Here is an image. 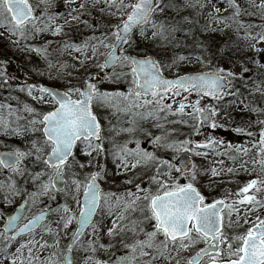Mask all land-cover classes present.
<instances>
[{
	"label": "rangeland",
	"instance_id": "374dc122",
	"mask_svg": "<svg viewBox=\"0 0 264 264\" xmlns=\"http://www.w3.org/2000/svg\"><path fill=\"white\" fill-rule=\"evenodd\" d=\"M29 2L35 14L45 23H49L42 15L45 11L48 14H58L55 20L50 22L51 26L63 25L64 30L60 35H53L51 31L37 33L29 39L21 41L18 45H14L11 40L18 39V37L10 39L8 32L0 27V33H2L0 35V68L5 69L7 73L5 77H0V104L11 105L12 112L9 115L8 109H0V115L10 122L11 127L18 125L23 128L30 119L36 118L38 113H46L56 106L54 101H50L45 94V100L40 101L39 96L41 93L36 88H32V95H29L28 91L31 84L36 85L37 88L49 86L65 92L70 87L82 88L84 80L91 76L93 77L91 82L97 85L100 92L124 93L127 95L128 89L132 86L131 77L121 75L119 79H115L114 74L128 73L130 72L129 68H121L117 65L108 76H103V69L96 66L97 64H103V58L109 51L108 49L98 46L99 53L94 58L91 57L90 49H85L83 53L64 49L65 43L83 45L93 36L101 37L102 33L109 30V25L119 22L118 15L112 16L109 14L114 12L115 9L108 8L104 0H99L98 3H93V0H75V3L71 5H67L65 0H54V4L50 9L47 8L43 0H29ZM81 4L85 5L83 9L79 7ZM188 6L189 0H180L179 7L181 9H186ZM161 7H164V0H162ZM72 9H79V12H74L73 15H79L80 22L72 21L70 24H65V19H70L67 14ZM159 12L161 10L157 9L154 14L157 15ZM247 14L252 18L259 15L254 8L248 10ZM83 21L88 22L87 26L82 23ZM256 21L257 24L254 28H246L241 33L239 39L241 47L252 50L251 45L255 44L256 49H264V42L257 43L252 39V37L264 33V17ZM149 28V25L145 26L144 35L140 34L139 29L133 34L135 44L128 49L132 55L145 57L146 44L153 34ZM125 48H127V45H125ZM34 49H46L47 51L37 52ZM253 51L258 53L254 49ZM86 55L89 57L88 59H85ZM161 71L165 77H176L208 70L199 61L188 59L173 65L165 63L164 67H161ZM224 74L227 75V73ZM5 79L7 80L6 84L4 83ZM228 79L231 83L226 93H236L237 86L231 77ZM245 90L247 92L242 95H237V93L236 95L224 94L222 99L217 100L212 97L194 96L192 92H185L182 89H173L161 101V105L172 106L170 111L167 108L160 111V106L154 104L144 105V99L151 100V96L139 98L137 102L141 106L137 108H130L128 101L122 97H114L109 101L99 99L93 101V112L102 128L105 151L99 154L93 152L91 156H88L85 154L84 145L78 142L74 150V158L69 159L70 167L66 169V172L75 173L76 177L83 181L90 173L100 171L99 166L103 165V178L97 182L101 185L103 193L115 194L109 201V205L113 206V214L109 215L107 212L105 214L106 218L95 221L99 229L95 253L90 250L88 244L93 239L92 228L90 227L73 247L72 260L74 264H86V257L89 256L92 259L87 260V264H95L98 259L107 261L109 264H117L121 257L128 254L129 250L120 242V236L113 238L107 235V229L112 226V221L116 219V214L119 211L115 207L116 197H127L129 191H136L137 184L142 188L155 192L159 188V184L153 183L151 178L156 176L160 182H164L169 178L168 174L164 178L157 177L156 173L157 168L161 165L160 161L167 160L176 165L179 155L188 152L191 160L189 174L182 175L175 171L170 173L168 171L167 173L173 177L172 182L185 184L190 180L194 165L196 170L194 186L205 198L217 197L218 188L224 184L228 187L234 184L232 181H228L231 183H223L222 180H236L237 178L233 179L235 175L238 178L242 176V172L245 170L242 162L235 164L233 174L229 178L225 176L228 173L227 170L233 169L234 165L230 152L234 151V155L241 159L244 156H249L248 150L256 140L254 138L255 134H260L264 128V124L259 123V121L264 120V86L259 85L255 88H245ZM177 91L180 93L179 95L174 94ZM33 97H36V99H33ZM185 97H187L186 100ZM259 98L262 101L260 109L256 104ZM198 99L200 100V107L216 108L217 115L213 117L217 124L215 128L211 126L204 128L194 117L189 116L188 113L192 112L191 107H186L183 113L179 111L181 102L191 105ZM252 104L256 105L252 106ZM25 105L35 111L32 113L26 112L24 110ZM17 117H21V119L17 120ZM36 127L40 128L42 126L37 124ZM237 128L242 129V131H236ZM128 129H132V131H127ZM156 137H161V139L156 141ZM42 139L41 132L33 133L29 131L20 135H5L3 130H0V149L14 150L18 148L27 151L31 148V141H41ZM185 140L191 141V144L188 145L189 151L181 149L174 152L171 148L164 147L166 143ZM209 141H214V143H209ZM137 145H139L141 152L150 153L157 159L141 161L135 168H131L130 165L135 163V160L133 157L128 156L129 167H118L120 161L113 153L119 152L122 148L135 152L137 151ZM198 145H206V147H198ZM256 149L262 150L260 143L257 144ZM81 164L84 166L80 167ZM22 168L27 170L23 175L0 169V233H3L1 227L7 214L11 213L18 204L27 201V208L21 223L42 211H48L49 215L40 228L26 237L18 239V241L24 242L32 236H35V238L41 236L42 239L39 242L43 243L51 234L44 228V225L47 224L53 231H57L59 244L56 245L54 241L45 248H41L37 244L33 249V255L39 256V260L34 261V264H44L49 257L54 260H61L67 245L70 243L76 223L73 222L67 230H64L63 226L58 225L56 222L59 216L63 214V205L67 204L73 208L77 216L79 208L68 190L56 192L53 189L50 193L39 195L34 199L30 198L29 194L39 191L40 185V180L34 181L32 174L41 171L43 166L35 161V156H32L26 158ZM212 169L216 170V175L212 174ZM66 179H68L67 176ZM129 180L132 183H128ZM13 183L16 189L19 190L18 193L10 187ZM53 196L55 199L51 198ZM138 203L142 205V202ZM102 206L107 210L108 206ZM58 208L61 209V212L52 211ZM126 216L127 219L121 223H128L132 219H142L139 212L127 213ZM142 226L145 232L153 230L149 221H143ZM123 236L128 243L135 239H145L143 233L135 236L133 233L125 231ZM159 239H163V237H158ZM3 243V237L0 236V246H3ZM101 243L106 246L111 244V247L100 248L99 244ZM18 246L17 242L13 243L9 252H15ZM86 249L88 250L86 251ZM44 250L48 251L46 256L41 255ZM193 254L194 251L192 250H181L177 255L175 250H171V256L168 259L161 257L154 264H175L176 259H179L180 264H186V261ZM146 259L148 258H142V264L143 260ZM0 264H5L2 255L0 256Z\"/></svg>",
	"mask_w": 264,
	"mask_h": 264
},
{
	"label": "snow or ice",
	"instance_id": "6c2138e0",
	"mask_svg": "<svg viewBox=\"0 0 264 264\" xmlns=\"http://www.w3.org/2000/svg\"><path fill=\"white\" fill-rule=\"evenodd\" d=\"M47 8L50 9L54 4V0H43ZM99 0H93V3H98ZM67 5L75 3V0H65ZM104 3L110 9H115L109 14L119 16V22L114 25H109V30L102 33L101 37L93 36L83 45L65 43V50H74L77 53H83L85 49H90L91 57L97 56L99 47L108 49L107 55L104 58L102 65L97 64L100 68L115 69L117 65L121 68H129L128 73H115L114 78L119 79L121 75L131 77L132 86L128 89L127 95L124 93H107L100 92L95 83H92L93 77L89 76L83 82V87H70L67 91L61 93L53 92L51 89L41 87L39 89L41 95L40 101L45 100L47 94L50 101H54L55 107L46 113H38L36 118L30 119L28 124L21 128L20 126L11 127L10 122L0 115V130H3L5 135H20L29 131L41 132L43 139L41 141H31V148L27 151L14 149L9 152L0 153V169H7L15 174L23 175L27 170L22 168L26 158L35 156V161L39 162L43 168L41 171L32 174L34 181L40 180L39 191L30 193V198L43 194L50 193L53 189L58 191L68 190L72 194L79 214L67 204L62 206L63 214L57 220L58 225H62L64 230H67L70 225L75 222L77 227L72 232L71 242L67 245V252H71L76 243L78 236L82 235V229L92 228L93 239L88 242L90 250L96 252V243L98 240L99 229L94 221V216L99 211L102 205H106L109 215L113 214V206L109 205L110 199L115 194H105L102 192L98 180L103 178V165H100V171L90 173L85 180H80L75 173L66 172L70 167L69 158H74L73 149L77 142H80L85 147V154L91 156L93 152L99 154L105 151L102 138L101 125L93 112V101L104 100L109 101L114 97H122L128 101L130 108H137L141 105L137 102L141 97L151 96L152 99H144V105L154 104L160 106L159 110L163 111L167 108L171 110V105H161V101L165 95L173 89H182L185 92L194 91L201 97H212L213 99H222L224 94L236 95V93H226L231 81L229 77H234L235 74L231 71L224 74L223 68H218L211 73H201L196 75H184L177 79H165L162 75L161 64L148 56L138 58L133 56L128 49L135 44L133 39L134 29H139L140 34H145V26L150 25L154 30L153 36L161 35L167 29L165 25H158L155 21L154 13L157 9L163 11L161 7L162 0H104ZM230 8L235 9L233 17L240 15V5L236 0H226ZM80 9L85 7L81 4ZM215 8V6L213 5ZM258 7L264 9V0ZM103 11V9H102ZM219 8H215L217 14L220 13ZM227 11V9H225ZM74 12H79V9H72L68 12L70 19H65V24H70L72 21L80 22L79 15H73ZM49 23L42 21L34 12L29 0H0V27H3L9 35V38L18 37L11 40L14 45H18L21 41L29 39L37 33L51 31L53 35H60L63 32V25L51 26L58 14H48L45 11L42 14ZM233 17H229L231 19ZM86 26L87 21H83ZM43 25V26H41ZM176 27H172V31H178ZM2 35V33H0ZM257 43L264 42V33L252 37ZM107 41V42H106ZM127 45V48H125ZM99 46V47H98ZM251 47L262 52L264 49H256L255 44ZM37 52H46V49H34ZM119 53V55H118ZM89 57L86 55L85 59ZM179 61L189 59L185 56H179L173 60V64ZM197 59H199L197 57ZM83 64V62H81ZM244 71H248L247 68ZM7 75L6 70L0 68V77ZM7 83V80H4ZM32 87L29 86L28 94L32 95ZM179 95L177 91L174 93ZM75 96V98H73ZM36 99V97H33ZM187 97H185V100ZM186 107H191L192 112L189 116L194 117L198 123H210V126L215 128L217 124L213 117L217 115L215 107H200V100H196L194 104L186 105L181 102L179 111L184 112ZM0 109H8L9 115L11 105L0 104ZM26 112L32 113L35 110L28 105L24 106ZM150 115L152 113H149ZM21 117H17V120ZM264 124V120L259 121ZM39 124L42 127L37 128ZM127 131H132L128 129ZM198 131V128H197ZM236 131H242L237 128ZM251 134V133H249ZM159 141L161 137H156ZM214 143V141H209ZM260 143L264 145V131L260 133ZM191 141L185 140L182 142L166 143L164 147L171 148L174 152L189 151L188 145ZM205 146L206 145H198ZM239 151V149H237ZM247 150L245 149V152ZM199 154V153H197ZM113 155L120 161L118 167H129L127 160L128 156L133 157L135 163H132L131 168H135L141 161L156 160L157 158L150 153L141 152L139 145L137 151L133 152L126 148H122L119 152ZM222 163V162H221ZM264 163V161H262ZM160 164L171 171L177 173L187 172V168L177 167L170 161H160ZM84 165L81 164L80 167ZM212 174L216 175V170L212 169ZM231 172L232 169H229ZM169 178L165 182L157 180L156 176L151 178L153 183H158L159 188L153 192L150 189L142 188L139 184L136 185V191H129L127 197H116L115 207L119 209L116 214V219L112 221V226L107 229L109 237H121V243L128 249V254L119 259L117 264H154L161 257L168 259L171 256V250H175L177 255L181 250H193L198 244H205L206 247L199 248L195 251L186 264H202L204 257H208L207 264H264V219L257 216V223H254L247 231L239 236L233 237L232 240H237L239 244H233L228 237L223 233V216L222 206L224 201L214 200L211 203L206 202V198L194 186L196 180L195 166L192 167V175L188 183L181 184L172 182L173 177L169 174ZM66 176L68 179H66ZM44 179H41V178ZM69 179L71 186L69 187ZM132 183L131 180L127 181ZM61 185L63 187H61ZM259 185V187H258ZM16 189L15 184L10 185ZM255 189L256 194L249 195L250 190ZM83 192V200L80 194ZM143 195H140V194ZM240 193L243 194V199L240 204L247 203L250 207L248 211H256L255 206L264 209V199H258L257 194L264 196V180L253 179L246 184ZM55 199V197H51ZM138 202H142V205ZM27 204V201H25ZM231 213V206H229ZM54 212H61V209H53ZM139 212L142 219H132L128 223H121L127 219V213ZM229 213V214H230ZM44 219V212L31 218L23 227L17 224L18 217L9 216L4 224V232L0 233L4 243L0 248V255L3 257L5 264H34V261L39 260V256L33 255V249L37 244L41 248L49 246L48 241L40 243L32 236L30 239L20 242L17 237L24 233H33L35 228L40 225ZM149 221L152 224V231L145 232L142 227L143 221ZM248 221L245 220V223ZM44 228L48 232L53 230L47 224ZM125 231L133 233L135 236L144 234L145 239H135L128 243L123 234ZM13 233L8 235V233ZM163 237L159 239L158 237ZM13 242L19 244L15 252L10 253L9 249ZM227 244V254L225 255L221 249L222 244ZM55 244H59L58 234L55 238ZM171 246V249H170ZM100 248L111 247V244H99ZM88 249H86L87 251ZM167 254V255H166ZM92 257H86L91 260ZM44 264H74L70 257H64L61 260L48 258ZM95 264H108L107 261L97 260ZM175 264H180L179 259L175 260Z\"/></svg>",
	"mask_w": 264,
	"mask_h": 264
},
{
	"label": "trees",
	"instance_id": "16d2710c",
	"mask_svg": "<svg viewBox=\"0 0 264 264\" xmlns=\"http://www.w3.org/2000/svg\"><path fill=\"white\" fill-rule=\"evenodd\" d=\"M236 2L240 5L238 17H233L235 9L230 8L226 0H189L186 9L179 7L180 0H164L163 11L154 14L153 18L158 25H165L167 30L161 35L152 34L146 44L145 56L159 61L161 67L165 63L173 65L175 58L185 56L204 64L208 71L218 68H223L224 73L231 71L235 74L231 78L238 88L237 95L246 93L245 88L264 86V51L255 53L239 43L244 29L254 28L256 20L264 17V9L258 7L261 0ZM213 5L221 10L219 14ZM251 8L259 13L257 17L247 14ZM149 27L152 33L156 31ZM172 27L179 30L173 32ZM179 62L177 59L176 64ZM245 68L248 71H244ZM261 103L259 98L256 101L258 109Z\"/></svg>",
	"mask_w": 264,
	"mask_h": 264
},
{
	"label": "flooded vegetation",
	"instance_id": "af4514ba",
	"mask_svg": "<svg viewBox=\"0 0 264 264\" xmlns=\"http://www.w3.org/2000/svg\"><path fill=\"white\" fill-rule=\"evenodd\" d=\"M254 138L256 140L252 143V147L248 150L249 156H244L243 159H241L234 155V151L230 152V156H232V163H234V165H233L232 171L230 172L229 170H227L228 173L225 176L229 178V176L233 174L235 164L240 163V162H242V164L245 167V170L242 172V176L238 178L235 175L233 179L237 178L236 180H228V179L222 180L221 182L223 183H231L228 181H232V183L234 184H231L230 187L224 184L218 188L217 197H210V198L207 197L206 198V202L208 203H211L214 200L224 201V205L222 206L223 208L222 216L224 218L223 233L226 237L229 238V240L232 241L233 244L240 243L237 240H232V238L245 233L249 227H251L254 223H257L258 222L256 219L257 216H259L261 219H264V209L259 208L258 205L255 206L256 211L250 212L248 211L250 206L247 203L245 204L239 203V201L243 199V194L240 193V190L244 186H246L248 182H250L253 179L264 180V163H262V161H264V145L260 143V134H255ZM258 143H260L262 150L256 149V146ZM99 186L101 188L100 184ZM248 194L249 195L256 194L255 189L250 190ZM257 198L264 199V196L257 194ZM229 206H231L232 208L231 213H230ZM106 213H107V210L104 209V207L102 206L101 209L97 211L94 221H98L99 219L101 220L103 218H106V215H105ZM47 217L48 215L46 216L45 221L47 220ZM245 220H247L248 222L245 223ZM41 239H42L41 236L37 237L38 241H41ZM202 247H206V245L203 243L198 244L197 246H195V248L192 251H194V254H195V251H198L199 248H202ZM220 247L223 250L224 254L226 255L228 251L227 244L226 243L222 244ZM207 261H208V257L203 259L202 264H207Z\"/></svg>",
	"mask_w": 264,
	"mask_h": 264
},
{
	"label": "water",
	"instance_id": "95a60500",
	"mask_svg": "<svg viewBox=\"0 0 264 264\" xmlns=\"http://www.w3.org/2000/svg\"><path fill=\"white\" fill-rule=\"evenodd\" d=\"M136 29H134V31H135ZM118 55H119V53H118ZM151 58V57H150ZM103 63H104V60H103ZM112 70V68H104V70H103V72H102V74H103V76H107V75H109V73H110V71ZM205 73H211V72H205ZM198 74H201V73H198ZM184 75H196V74H184ZM184 75H181V76H184ZM164 77V76H163ZM180 76H177V77H172V78H167V77H164L165 79H170V80H174V79H177V78H179ZM44 88H48V89H51L53 92H57V93H63L62 91H60V90H58V89H55V88H51V87H44ZM193 94L195 95V96H198L194 91H193ZM150 96V95H149ZM202 126L203 127H209L210 126V123H208V122H205V123H202ZM264 131V130H263ZM5 152H7V151H0V153H5ZM176 164H177V167H181V168H187L188 169V171L187 172H182L181 174H186V173H188L189 171H190V166H191V163H190V159H189V156H188V153L187 152H183L182 154H180V156H179V158H178V160H177V162H176ZM5 170H7V169H5ZM166 168L165 167H163L162 165L161 166H159V168H158V171H157V174L158 175H162V174H164L165 172H166ZM61 187H63L62 185H61ZM56 190V189H55ZM56 191H58V190H56ZM81 200H83V195H82V197H81ZM24 208H25V205L24 204H20L15 210H14V212L11 214V215H9V216H16V217H18V220H17V223H18V221L21 219V217H22V215H23V212H24ZM46 212L44 213V219L41 221V223L45 220V216H46ZM8 216V217H9ZM8 217L6 218V221H7V219H8ZM6 221H5V223H6ZM28 223V222H27ZM40 223V224H41ZM24 225H22L21 227H23ZM39 226V225H38ZM37 226V227H38ZM36 227V228H37ZM35 228V229H36ZM3 230H4V227H3ZM87 230V228H85V229H82V235H83V233L85 232ZM27 233H24V234H22V236L23 235H26ZM55 233L53 232L52 233V235H51V237H50V239L48 240V242H49V244L54 240V238H55ZM82 235H79L78 236V240L81 238V236ZM20 237V236H19ZM64 257H70L71 258V255H70V252H66L65 254H64V256H63V258Z\"/></svg>",
	"mask_w": 264,
	"mask_h": 264
}]
</instances>
